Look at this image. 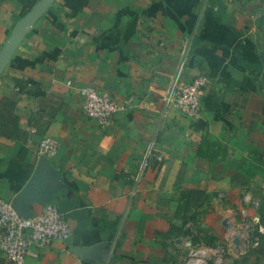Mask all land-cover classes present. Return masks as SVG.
Masks as SVG:
<instances>
[{"label":"crops","instance_id":"obj_1","mask_svg":"<svg viewBox=\"0 0 264 264\" xmlns=\"http://www.w3.org/2000/svg\"><path fill=\"white\" fill-rule=\"evenodd\" d=\"M10 44L0 196L41 160L24 213L52 203L71 228L22 264H264V0H0V59ZM199 73L190 117L170 96ZM86 85L120 105L105 126L82 110Z\"/></svg>","mask_w":264,"mask_h":264},{"label":"built area","instance_id":"obj_2","mask_svg":"<svg viewBox=\"0 0 264 264\" xmlns=\"http://www.w3.org/2000/svg\"><path fill=\"white\" fill-rule=\"evenodd\" d=\"M207 82L205 73H199L187 82H177L170 101L186 115L199 116L202 110L201 98ZM80 93L83 112L100 125L108 124L120 108L113 97L99 92L92 85L84 86ZM57 148L58 143L53 137L43 136L38 143L37 152L42 158H50ZM155 157L154 141H151L139 161L135 173L137 180L143 177ZM259 230L262 231L261 226ZM70 235L71 228L55 204H46L40 212L31 215L20 214L12 205V200L0 196V255L9 263L22 264L31 248L48 245L54 240H66Z\"/></svg>","mask_w":264,"mask_h":264},{"label":"water","instance_id":"obj_3","mask_svg":"<svg viewBox=\"0 0 264 264\" xmlns=\"http://www.w3.org/2000/svg\"><path fill=\"white\" fill-rule=\"evenodd\" d=\"M37 9H38V7L35 8V10H37ZM11 50H12V44L8 45L5 48V50L3 52V55L1 56V59H0V67H2L5 64L7 58L9 57V54H10ZM261 59H262L263 64H264V50H262V52H261ZM44 166H45L44 163L40 160L38 162L37 166H36V172L34 173L33 177L29 181V183L23 188V190H21L18 193V195L16 197H14L12 199V205L16 207L17 211L20 214L24 213L23 206H22L23 199L37 185L38 180L40 179L39 171L44 169L45 168Z\"/></svg>","mask_w":264,"mask_h":264},{"label":"trees","instance_id":"obj_4","mask_svg":"<svg viewBox=\"0 0 264 264\" xmlns=\"http://www.w3.org/2000/svg\"><path fill=\"white\" fill-rule=\"evenodd\" d=\"M15 20H16V17L14 18V21H15ZM254 234H256V235H261V236H262V235H264V232H263L262 234H260V232H257V231H256V232H254Z\"/></svg>","mask_w":264,"mask_h":264},{"label":"rangeland","instance_id":"obj_5","mask_svg":"<svg viewBox=\"0 0 264 264\" xmlns=\"http://www.w3.org/2000/svg\"><path fill=\"white\" fill-rule=\"evenodd\" d=\"M208 251V250H207ZM210 251V250H209Z\"/></svg>","mask_w":264,"mask_h":264}]
</instances>
